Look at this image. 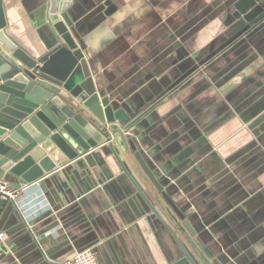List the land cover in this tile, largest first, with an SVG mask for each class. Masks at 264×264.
Segmentation results:
<instances>
[{
    "label": "crops",
    "instance_id": "obj_1",
    "mask_svg": "<svg viewBox=\"0 0 264 264\" xmlns=\"http://www.w3.org/2000/svg\"><path fill=\"white\" fill-rule=\"evenodd\" d=\"M19 3L12 14L17 29L38 38L34 7ZM225 6L226 0H73L68 12L91 55L98 90L140 108L171 86L177 70L205 61L227 41L232 10ZM242 48L217 55L137 131L145 151L199 199L202 216L221 214L204 232L212 251L232 264H264V40ZM110 169L121 175L116 165ZM85 175L76 169L72 180L61 175L25 191L20 203L34 233L22 211L0 200L6 234L0 264H57L86 250L101 264L174 258V238L143 215L126 181L79 198L73 180ZM170 225L181 235L174 220Z\"/></svg>",
    "mask_w": 264,
    "mask_h": 264
},
{
    "label": "water",
    "instance_id": "obj_2",
    "mask_svg": "<svg viewBox=\"0 0 264 264\" xmlns=\"http://www.w3.org/2000/svg\"><path fill=\"white\" fill-rule=\"evenodd\" d=\"M27 1L34 7L38 38L17 29L12 14L19 0H0V178L43 186L61 175L72 180L73 171L81 169L85 178L73 180L79 198L105 191L112 180L126 181L127 193L143 202V215L176 242V255L167 264H232L204 238L221 214L202 216L199 199L191 198L145 151L137 130L150 111L187 86L217 55L226 53V58L264 40V0H226L225 11L232 10L227 41L205 61L177 70L171 86L140 108L123 106L98 90L91 55L68 12L73 0ZM113 165L121 175L112 173ZM172 219L181 235L171 227Z\"/></svg>",
    "mask_w": 264,
    "mask_h": 264
},
{
    "label": "built area",
    "instance_id": "obj_3",
    "mask_svg": "<svg viewBox=\"0 0 264 264\" xmlns=\"http://www.w3.org/2000/svg\"><path fill=\"white\" fill-rule=\"evenodd\" d=\"M32 184H22L20 187H14L9 182L0 178V200L13 203L20 211L23 213V217L31 230L33 232V227L30 225V220L25 216L24 210L21 206L20 199ZM6 239V234L0 231V250L1 246ZM57 264H101L98 260L96 254L92 250H86L78 253L72 260L66 262H56Z\"/></svg>",
    "mask_w": 264,
    "mask_h": 264
}]
</instances>
